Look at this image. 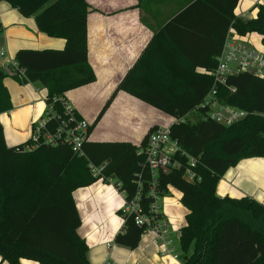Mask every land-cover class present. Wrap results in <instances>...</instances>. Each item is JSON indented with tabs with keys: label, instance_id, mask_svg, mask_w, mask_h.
Wrapping results in <instances>:
<instances>
[{
	"label": "trees",
	"instance_id": "16d2710c",
	"mask_svg": "<svg viewBox=\"0 0 264 264\" xmlns=\"http://www.w3.org/2000/svg\"><path fill=\"white\" fill-rule=\"evenodd\" d=\"M5 1L22 16H34L40 32L64 40L61 49H19L14 59L26 78L12 75L19 83L44 87L46 103L62 116L65 93L95 81L87 60L90 6L86 0ZM238 1L192 0L162 26L89 125L90 133L119 90L175 119L169 135L178 146L174 158L180 167L161 172L157 185L162 196L177 189L187 210L178 239L181 264H264V205L250 196L216 194L228 169L241 159L264 157V79L240 72L216 86L222 103L248 113L230 125L211 119L202 105L213 84L209 71L228 30L239 36L258 33L264 43V2L254 18L243 22L234 14ZM7 76L0 68V113L11 108L3 84ZM191 113L199 118L190 121ZM146 137L138 146L86 140L84 156H77L67 144L25 150L27 140L8 146L0 123V258L7 264H19L21 259L89 264L72 193L98 179H111L130 197L139 174L146 177L138 153ZM189 157L195 159L194 167ZM88 163L102 166L99 176H92ZM188 168L194 173L192 181L184 176ZM152 200L144 196L147 206ZM143 232L132 216L124 217L114 242L133 249Z\"/></svg>",
	"mask_w": 264,
	"mask_h": 264
},
{
	"label": "crops",
	"instance_id": "0c3cea01",
	"mask_svg": "<svg viewBox=\"0 0 264 264\" xmlns=\"http://www.w3.org/2000/svg\"><path fill=\"white\" fill-rule=\"evenodd\" d=\"M86 1L90 6L87 14V60L95 81L71 89L64 96L80 118L93 123L153 37L192 0ZM262 1L239 0L235 16L243 22L254 18ZM0 26V52L4 53L0 55L1 69L5 63L15 61L14 56L19 49H61L64 46L63 39L40 32L34 16H22L5 0H0ZM251 34L237 37L248 39ZM3 84L8 91L11 108L0 113V123L6 144L15 146L28 140L31 124L43 117L46 90L38 83H19L12 75L5 77ZM171 119L164 112L119 90L93 126L88 141L129 142L138 146L151 128L165 125ZM263 173L264 157L241 159L220 178L216 194L254 198L252 193L264 192V184L260 180ZM113 185L112 180L99 179L72 193L81 220L78 234L87 244L89 264H181V261L164 254L150 233L141 235L133 249L114 242L123 224L118 213L123 196ZM177 197L178 202L171 200L169 205H175L178 210L181 202L180 196ZM183 210L186 215L184 206ZM0 264L7 262L0 258ZM19 264L38 263L21 259Z\"/></svg>",
	"mask_w": 264,
	"mask_h": 264
},
{
	"label": "built area",
	"instance_id": "2783aa9c",
	"mask_svg": "<svg viewBox=\"0 0 264 264\" xmlns=\"http://www.w3.org/2000/svg\"><path fill=\"white\" fill-rule=\"evenodd\" d=\"M237 36L233 30H228L220 53L214 57L215 65L209 71L213 78V84L202 100V105L208 108V116L223 125H230L244 118L248 113L222 103L217 97L216 86L224 83L227 76L240 72H247L264 79V53ZM3 54L0 52L1 56ZM2 69L8 75L15 74L21 78H26L25 70L20 68L15 61L5 63ZM61 102L62 116L56 114L51 104H47L45 100V113L43 117L31 124L29 142L24 146L25 150H32L39 145L67 144L74 154L84 156L82 144L89 138L90 123L78 118L66 99H62ZM171 118L169 123L151 128L147 133L145 143L138 151L143 156L146 177L142 178L143 172L139 174L135 192L130 197H126V193L120 190L119 185L114 184L113 186L123 196V204L119 209L122 220L124 221V217L132 216L137 226L142 227L144 232L153 235L154 243L162 247L164 254L180 261L178 248H174V239L171 235L174 234L178 246L181 231L180 229H172L158 204L162 196L157 185L158 175L161 172H168L180 167L179 160L174 158L178 146L169 135V127L175 121L173 117ZM49 120H53V123L48 125ZM195 163V159L189 157L190 166L194 167ZM88 167L93 177L99 176L102 170V166H95L92 163H88ZM184 176L192 181L194 173L188 168ZM144 196L153 198L148 206L144 202Z\"/></svg>",
	"mask_w": 264,
	"mask_h": 264
},
{
	"label": "rangeland",
	"instance_id": "374dc122",
	"mask_svg": "<svg viewBox=\"0 0 264 264\" xmlns=\"http://www.w3.org/2000/svg\"><path fill=\"white\" fill-rule=\"evenodd\" d=\"M263 2H264V0L261 3H263ZM261 38H262V35H259L257 33H252L248 39H245V38H240V39L247 42L249 45L253 46L254 48H256V49H258L264 53V43L262 42ZM187 118L190 121H195L199 118V115L197 113H191L187 116ZM260 180L264 184V173H263ZM112 182H113V180H112ZM177 196H180L179 191L175 188H170L169 191L166 194H164L163 196H161L159 201H158V204H159L161 210L164 211L163 212L165 215L164 218L168 221L169 225L173 229L180 228L181 226H183L185 224V212L183 210V205L182 204L179 205L178 210H177V207L175 205H173V204L169 205V201H171V200L178 202ZM146 234H147V232H143L142 235L144 236ZM171 236L174 239V248L177 249L178 246H177V243L175 242V236H174V234H172Z\"/></svg>",
	"mask_w": 264,
	"mask_h": 264
},
{
	"label": "clouds",
	"instance_id": "9594fccd",
	"mask_svg": "<svg viewBox=\"0 0 264 264\" xmlns=\"http://www.w3.org/2000/svg\"><path fill=\"white\" fill-rule=\"evenodd\" d=\"M252 195L254 196V198L257 200V202L261 203L262 205H264V192H260V193H252Z\"/></svg>",
	"mask_w": 264,
	"mask_h": 264
}]
</instances>
